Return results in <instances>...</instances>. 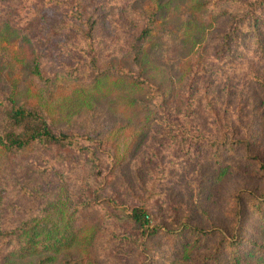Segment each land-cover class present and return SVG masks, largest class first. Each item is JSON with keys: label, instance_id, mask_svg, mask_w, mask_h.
Wrapping results in <instances>:
<instances>
[{"label": "rangeland", "instance_id": "374dc122", "mask_svg": "<svg viewBox=\"0 0 264 264\" xmlns=\"http://www.w3.org/2000/svg\"><path fill=\"white\" fill-rule=\"evenodd\" d=\"M251 2L0 0V127L15 94L17 104L43 105L80 143L20 154L0 147V183H14L2 188L13 226L41 204L52 217H69L78 234L67 249L16 264H264V220L249 213L244 195L264 193V56L248 28L239 54L215 55L230 17ZM135 22L153 26L139 54L123 45L125 24ZM257 30L264 45V18ZM35 62L48 79L34 73ZM123 69L136 78L117 73ZM99 70L106 79L97 87ZM176 134L202 147L175 149ZM237 198L240 236L252 243L216 260L218 240L237 231ZM139 206L161 233L142 236L120 218ZM188 227L207 234L198 241ZM169 230H182V239Z\"/></svg>", "mask_w": 264, "mask_h": 264}, {"label": "trees", "instance_id": "16d2710c", "mask_svg": "<svg viewBox=\"0 0 264 264\" xmlns=\"http://www.w3.org/2000/svg\"><path fill=\"white\" fill-rule=\"evenodd\" d=\"M51 5L60 8L63 4L52 1ZM63 6L66 7L65 5ZM239 12L240 13L237 16L230 17L225 32L221 34V42L216 48L215 55L233 58L235 51L239 54L240 41L238 37L241 32L248 28L254 35H256V46L259 49L260 55L264 56V45L261 43V36L257 30L259 22L264 18V0H252L251 3L242 6ZM74 15L77 20H80V22L83 21L81 19L83 16L82 14L76 15L75 13ZM150 24L151 23H145L141 27H139L136 22L135 24H132V26L130 23L125 24L123 45L127 50H136L139 54L144 41H146L151 35L153 26H150ZM92 36V26L83 31V37L87 42V46L92 45ZM39 64V62H35L33 69L34 73L40 78L48 79L44 76ZM117 73L122 76H128L129 74V77L136 78L135 73H130L125 69ZM101 74L102 73L99 70V73H97L95 77L97 87H100V85L103 86V81L106 79L103 78L105 75ZM14 95L15 94L9 95L10 104L9 107L5 109V117H3L0 127V147L3 150L11 154H20L35 146H45L49 144H61L72 148L80 147V143L73 140V137L69 133H66L55 126V123L49 117V114L47 113L48 111L43 105H27L26 103L17 104V98ZM177 137L178 135L176 134L173 141L175 149L178 147L183 149V146H186L187 144L186 151L188 153L193 150V148L197 153L202 147L200 142L195 141L188 144L187 138L184 140L181 138V141H179ZM216 143L217 142L214 141L210 145L207 144V146H216ZM227 145L233 147L232 143H227L226 146ZM216 151H218V147H212V154L215 157H218ZM47 167L53 170L56 174L58 173V168H55L54 166ZM259 169L264 172V163H260ZM9 186H14V183H0V264H16L17 258H27L48 252L56 253L61 249H67L77 240L76 236L78 234H76V228H74L73 231H70L73 226L71 224L72 220L68 217V219L63 222L60 217H52L53 212H47L49 210L41 204L36 207V213L33 216H28L29 218L26 219L28 221H25L19 226H13L14 223L10 222V216H8L9 212H6L5 210L10 207V205L5 203L7 192L4 191L3 193L2 190V188L7 190L6 188ZM20 188L24 193L31 194V191L24 184H22ZM8 191L10 192V190ZM241 193L243 192H240L238 195ZM244 195L247 196L246 203L249 213L258 219L264 220V193L260 197L255 196L251 192ZM1 200L3 201L2 203ZM240 201L241 200L237 198L235 210L233 212L234 221L236 223L235 229H237V231L232 233L229 238H220L218 240L214 249V257L216 260L220 259L225 254H229L230 257L234 258L241 253L242 249H244L241 248L240 245L246 247L247 243H252L247 238L240 236L242 234L241 223L244 220V218L240 216ZM82 205L78 206V208ZM91 205H93L92 202L85 203L86 208ZM71 215L72 214L69 216ZM120 218L125 221H130L133 225L139 227L142 236H156L162 231L161 226H152L149 213L144 206L134 207L131 211L123 212ZM109 219H112V217L109 216ZM21 220L22 219H20V221ZM30 220L32 221L30 222ZM188 228H190L192 234L196 235L198 241H200L199 239L202 235L207 234V231L196 230L191 227ZM167 232L180 239L183 237L182 230H169ZM126 237L130 240L128 236ZM117 239L118 240L116 241L118 243L121 241H123V244L125 243L123 238L118 236ZM240 241H242V244H240ZM184 242V250L190 251V246ZM262 255H264V253ZM44 258L48 260L50 256ZM70 262H72V260Z\"/></svg>", "mask_w": 264, "mask_h": 264}]
</instances>
